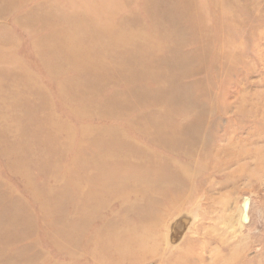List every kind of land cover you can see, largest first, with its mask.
<instances>
[{
  "label": "bare ground",
  "instance_id": "1",
  "mask_svg": "<svg viewBox=\"0 0 264 264\" xmlns=\"http://www.w3.org/2000/svg\"><path fill=\"white\" fill-rule=\"evenodd\" d=\"M34 1L2 0L20 12L45 74L0 38V155L27 195L0 177V264H53L32 252L37 227L72 264L158 256L160 206L183 202L191 166L214 156L204 125L242 25L223 0L44 1L26 10ZM94 117L104 124H88Z\"/></svg>",
  "mask_w": 264,
  "mask_h": 264
},
{
  "label": "rangeland",
  "instance_id": "2",
  "mask_svg": "<svg viewBox=\"0 0 264 264\" xmlns=\"http://www.w3.org/2000/svg\"><path fill=\"white\" fill-rule=\"evenodd\" d=\"M44 1L67 0H35L26 10ZM223 1L233 21L242 26L232 31L234 42L229 45L228 60L218 69L215 105L204 125L207 147L214 156L204 160L203 168L189 167L191 182L182 189L183 202L170 209L160 206L165 207L164 217L154 235L160 255L135 264H264V0ZM18 13L0 0V38L25 68L43 78L42 63L30 50L31 34L20 24ZM183 30L187 38L193 37L190 29ZM43 84L54 92L48 81L43 79ZM53 101L56 111L63 112L56 97ZM67 117L64 114L79 126L75 116ZM86 121L93 126L104 124L98 117ZM125 130L140 140L129 128ZM240 153L245 154L241 160L233 156ZM5 164L0 155V177L27 199L17 180L7 175ZM178 164L187 162L182 158ZM179 222L184 227H176ZM42 233L37 227L32 241L22 245L29 243L32 252L40 248L42 259L48 257L53 264H72Z\"/></svg>",
  "mask_w": 264,
  "mask_h": 264
}]
</instances>
